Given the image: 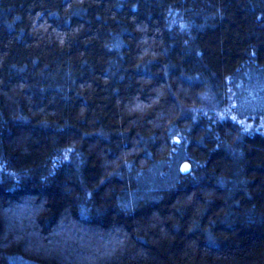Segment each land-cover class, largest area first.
<instances>
[{
	"label": "trees",
	"instance_id": "16d2710c",
	"mask_svg": "<svg viewBox=\"0 0 264 264\" xmlns=\"http://www.w3.org/2000/svg\"><path fill=\"white\" fill-rule=\"evenodd\" d=\"M230 92L264 0H0V264H264V132L183 112Z\"/></svg>",
	"mask_w": 264,
	"mask_h": 264
},
{
	"label": "rangeland",
	"instance_id": "374dc122",
	"mask_svg": "<svg viewBox=\"0 0 264 264\" xmlns=\"http://www.w3.org/2000/svg\"><path fill=\"white\" fill-rule=\"evenodd\" d=\"M232 92L226 97L225 104L223 102L220 104L210 94L207 93L200 94V103L192 107H183V112L190 113L192 115H202L207 119L217 120V119H230L237 123L239 126V132L242 133H252V132H264V117L259 116H243L240 117L237 113L239 111V106L234 99V93ZM239 133V134H240ZM182 161V160H181Z\"/></svg>",
	"mask_w": 264,
	"mask_h": 264
},
{
	"label": "water",
	"instance_id": "95a60500",
	"mask_svg": "<svg viewBox=\"0 0 264 264\" xmlns=\"http://www.w3.org/2000/svg\"><path fill=\"white\" fill-rule=\"evenodd\" d=\"M192 165L191 162L187 159L182 160L179 164V171L181 174H187L191 171Z\"/></svg>",
	"mask_w": 264,
	"mask_h": 264
}]
</instances>
